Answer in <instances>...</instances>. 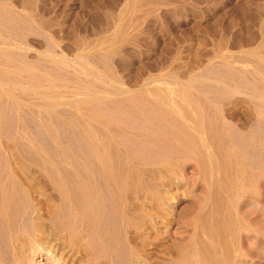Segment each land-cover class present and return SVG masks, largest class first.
Wrapping results in <instances>:
<instances>
[{
  "label": "bare ground",
  "instance_id": "1",
  "mask_svg": "<svg viewBox=\"0 0 264 264\" xmlns=\"http://www.w3.org/2000/svg\"><path fill=\"white\" fill-rule=\"evenodd\" d=\"M124 23L131 24L112 26L101 50L111 53L123 41ZM260 26L264 35V20ZM0 40L7 43L0 46V99H10L17 115L28 114V122L18 121L19 136L26 143L37 138L23 149L0 145V264H34L35 258L42 264H247L260 258L264 56L258 50L247 49L253 70L240 72L242 81L220 74L235 73L225 52L212 57L217 72L212 60L185 82L149 73L127 89L97 45L80 43L70 59L47 47L36 56L43 63L12 62L8 52L22 47ZM154 82L161 85L149 88ZM234 93L248 97L238 99L246 106L238 127L222 113V99ZM181 197L188 203L175 218L171 210ZM175 222L180 229L167 236L186 235L168 243L159 225L166 230Z\"/></svg>",
  "mask_w": 264,
  "mask_h": 264
},
{
  "label": "rangeland",
  "instance_id": "2",
  "mask_svg": "<svg viewBox=\"0 0 264 264\" xmlns=\"http://www.w3.org/2000/svg\"><path fill=\"white\" fill-rule=\"evenodd\" d=\"M127 1L128 0H0V35L3 37L4 41L8 39V42L10 40L13 44L17 43L22 47L19 50L14 48L12 51H16L15 53L9 51L12 48H8L9 50L7 51H9L8 53L11 54V56L8 55V53L7 55L10 56L12 62L13 60H17V58L20 59V57L23 58L20 59V61L26 59L28 62H34L40 57L39 53L42 54L44 50H48L47 47L49 49L52 47V52L57 54L61 53L70 59L77 49H75V47H79L80 43L81 45H83V43L90 45L91 43V47L92 44H94L93 46L95 47L96 45L99 47L101 41L100 48L96 47V50L100 51L108 58L107 61L109 64L107 65H109L108 68L111 69H109L110 72L113 73L114 76H118V78L121 79L120 81L124 83L123 87L125 86L127 89L136 86L138 79L144 75L147 76L149 73L150 75L153 73L152 76H148L150 78L154 77V79L160 77L154 73L166 75L168 72L169 75L173 74L175 77L184 80L188 78L189 75H192L193 72L196 74L200 72L202 67L207 63L210 64V61L213 63L212 60L216 58H212L214 55L225 52L230 62L234 63L233 66L236 67L235 73H233V70H230V72L232 71L231 73L228 72L229 70H225L226 73L222 70L223 72H220V74L224 73V76L229 79H234L233 75H235L234 80L238 82L239 79L242 81V74L240 72L248 73L253 70L252 58L251 56L248 58L249 53L247 49L250 50L252 47L253 51L258 50L257 52L261 56H264V54H262V52H264L263 44L257 47V45L262 42L261 39L264 42V39L261 38L264 37V35L262 28H260L264 20V0H133L134 2L131 1V4H129L130 0L129 2ZM3 4L5 6L7 5V8H12L10 9L11 14L2 8ZM13 12L17 15L13 14ZM19 17L21 19H19ZM24 17L29 20L34 19L33 25L31 23L32 20L27 21V19L25 21ZM121 18L124 22L132 24H130L131 28H129L130 25L128 26L124 23L123 35L121 38L123 41L118 44L119 46H115L113 51L110 50L111 53L104 49L101 50L104 46L103 38L108 37L109 34L112 33L111 31L114 28H112V26H114V24L122 23L123 20ZM132 26L135 27L133 28ZM127 28L130 29V31L127 30L129 31V33L127 32L129 36L124 32ZM126 37L135 44H129L130 41L125 42V40L128 41ZM3 40L2 42H4ZM4 43L7 45L6 42ZM4 43L1 44L0 40V46L4 45ZM260 47L261 50L263 49L262 51H260ZM244 49L247 50V53L246 51L244 52ZM36 56L38 57L36 58ZM0 57H2V53H0ZM230 58L233 60L235 58L236 63L233 60L231 61ZM245 60H249V63ZM37 61H42L43 63V60L38 59ZM93 61L95 62L94 59L91 60V62ZM241 61L243 63H241ZM16 62L19 61L17 60ZM96 63L98 62L96 61ZM214 63L215 65L212 64L211 67L217 72L219 66L217 70L215 66L218 65V59L216 62L214 60ZM239 68L241 70H239L237 76L236 71H238ZM59 70L62 76L68 73L63 69ZM65 72L67 73L65 74ZM168 74L166 76H168ZM66 76L69 77L70 74ZM183 82H185V80ZM156 85L161 84L159 82H154L151 83V86L149 85V88ZM175 87V85H168V88L171 90ZM232 96L235 99L233 103ZM232 96L227 97V99L230 100V102H226L227 104L224 103L227 99H222L223 111L226 112L222 113L226 120L229 119L228 121L236 123L238 127L245 122L244 117L246 115L244 110L246 106L243 105L240 100L242 99L241 97H243V99H247L248 97L241 93H238V95L234 93ZM3 99H0V109L3 107L0 110V117H2L0 119V126H4L5 128H2V132L0 131L2 133H0V145H3L2 148L4 147L5 151L8 147L12 148L14 144H17L20 148H22L24 144L25 146L29 143L32 144V142L29 141H32L36 135L35 137L33 136L34 138L32 137V139L30 138V140H27L28 142L26 143L25 139L27 138L23 137V133L21 135L23 138L19 136L21 131L19 130V126H17L20 119L21 122L25 120V123L28 122V114L17 115L13 110L14 103L6 97ZM1 100L3 102L2 104ZM222 107L221 109H223ZM13 114L17 116L15 117ZM230 117H233V119L230 120ZM10 118H15L16 120L14 119V121L12 120L11 122ZM22 118L24 120H22ZM14 125L15 127L17 126L16 129L18 132L14 131ZM10 130L12 132L14 131V136ZM61 131L60 133L64 132V135H61L66 137L67 135H65V133L67 134V131L64 129ZM16 133L17 136L15 135ZM42 133L44 134L43 131H41L40 134ZM43 134V138L38 135V137H41L38 138L39 141L41 139L45 140L46 135ZM11 138L12 140L14 138L17 143H12ZM19 140H22L21 144ZM41 142L44 143L43 140H41ZM31 144L29 147L32 146ZM2 148L0 146L1 162L5 159ZM9 158L8 156L6 159ZM187 203L188 199L181 197L178 204L171 210L175 218H177L176 216H178V213ZM253 216L252 214L250 217ZM178 228L180 229L179 222H175L172 226L169 225L166 230L164 229V225H159V230L164 232L160 234L159 237L169 238L167 241L170 243L169 241L173 240L174 237H176L175 240H177L178 236L186 235V231H183L185 234L182 232L181 235L176 234L173 238L168 237ZM252 230H254V227H251V232L249 231L245 234L251 237L254 235ZM263 238L264 237H262V239ZM252 247L254 248V246ZM262 250L263 248L261 247L259 249L260 258H252L247 264H264V251ZM42 262L44 261L35 258L34 264H42Z\"/></svg>",
  "mask_w": 264,
  "mask_h": 264
}]
</instances>
